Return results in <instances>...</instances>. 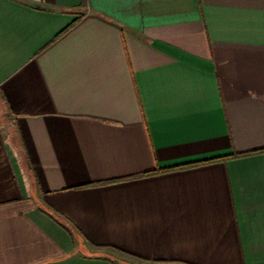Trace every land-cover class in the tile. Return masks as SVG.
<instances>
[{
  "label": "crops",
  "instance_id": "1",
  "mask_svg": "<svg viewBox=\"0 0 264 264\" xmlns=\"http://www.w3.org/2000/svg\"><path fill=\"white\" fill-rule=\"evenodd\" d=\"M0 264H264V0H0Z\"/></svg>",
  "mask_w": 264,
  "mask_h": 264
}]
</instances>
